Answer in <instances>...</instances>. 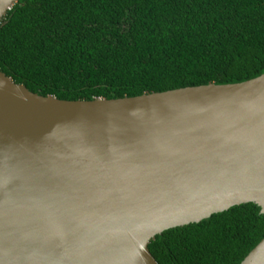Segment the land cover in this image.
<instances>
[{"label": "water", "instance_id": "95a60500", "mask_svg": "<svg viewBox=\"0 0 264 264\" xmlns=\"http://www.w3.org/2000/svg\"><path fill=\"white\" fill-rule=\"evenodd\" d=\"M243 203L264 214V73L66 100L0 70V264H160L157 235Z\"/></svg>", "mask_w": 264, "mask_h": 264}, {"label": "trees", "instance_id": "16d2710c", "mask_svg": "<svg viewBox=\"0 0 264 264\" xmlns=\"http://www.w3.org/2000/svg\"><path fill=\"white\" fill-rule=\"evenodd\" d=\"M0 70L40 95L119 98L264 73V0H18L0 22ZM264 238L255 203L171 228L160 264H239Z\"/></svg>", "mask_w": 264, "mask_h": 264}]
</instances>
